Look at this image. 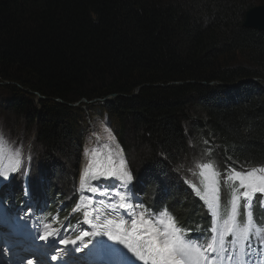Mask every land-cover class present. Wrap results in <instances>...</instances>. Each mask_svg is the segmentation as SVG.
<instances>
[{"label": "trees", "instance_id": "16d2710c", "mask_svg": "<svg viewBox=\"0 0 264 264\" xmlns=\"http://www.w3.org/2000/svg\"><path fill=\"white\" fill-rule=\"evenodd\" d=\"M260 4L0 0V98L33 133L31 157L37 147L44 159L38 170L29 158L23 164V177L37 171L30 196L41 226L66 222L91 124L104 122L148 217L167 210L201 243L214 234L215 213L223 229L238 185L219 178L214 213L212 171L264 165V30L244 25ZM8 189L0 201L19 217L23 190ZM252 211L264 228V207Z\"/></svg>", "mask_w": 264, "mask_h": 264}, {"label": "snow or ice", "instance_id": "6c2138e0", "mask_svg": "<svg viewBox=\"0 0 264 264\" xmlns=\"http://www.w3.org/2000/svg\"><path fill=\"white\" fill-rule=\"evenodd\" d=\"M21 167V160L16 159L8 171L0 169V188L5 186V182L15 178ZM201 167L213 168L211 164H203ZM221 176L225 182L231 181L238 186L233 187L229 218L224 221L221 231H218L215 222L213 223L211 232L215 235L206 247L187 240L185 230L178 226L167 210L159 211L155 214V219L148 217L146 212H137L136 209L142 208L143 205L128 203L133 182L131 171L123 160L120 161L119 167H116L111 157L106 162L95 160L90 163L80 179L81 188H85L89 180L101 179L115 181L113 187L117 188L113 196L107 188L91 186L93 194L105 197L98 202L89 197L87 204L83 205V222L90 225L91 230H82L75 239L62 235L59 229L52 228L48 223L43 224L41 230L33 231L26 223L30 208L23 216L12 217L11 214L5 213L3 204L0 203V238L4 237L5 230L11 229L9 238L4 242L11 247L17 243L18 237L27 254L43 255V259H38L37 264H48L49 261L68 264L64 257L72 252H79L80 247L61 249L57 245H74L78 240L83 241L84 237L91 238L83 247L88 248L91 245L88 255L92 257V264H135L137 261H143V264H213L217 258L225 259V236L231 234V243L239 246L235 256L236 264H248L247 258L254 251V239H259L261 249H264V238H261L264 228L253 222L252 211L254 203L264 207V167L241 170L230 168L224 173L212 171L208 179L213 195L207 199V206L214 213L219 207L217 193ZM121 184L128 189L127 192L119 190ZM29 194V190L25 189L24 195ZM241 200L245 216L243 224L238 221ZM97 203L102 207H96ZM80 207L81 204L77 203L74 211ZM18 220L24 223H17ZM227 259L231 261L233 257L229 255ZM19 264H33V261H25L24 256H20ZM253 264L257 262L254 261ZM259 264H264V254Z\"/></svg>", "mask_w": 264, "mask_h": 264}, {"label": "rangeland", "instance_id": "374dc122", "mask_svg": "<svg viewBox=\"0 0 264 264\" xmlns=\"http://www.w3.org/2000/svg\"><path fill=\"white\" fill-rule=\"evenodd\" d=\"M3 103L4 101L3 99H1L0 101V134H2V137L0 138L2 139H0V162L3 163V166L1 169H3L4 171H8L10 166H12L15 163L16 159H20L21 163L23 159V164H24L25 158L27 159L29 158V160L30 159L32 160V166L35 167L34 170H38L40 165L44 163V159H43L41 151L35 145L33 146V148L36 147L35 148L36 155L34 158L31 157L32 152L30 151L29 146H31L32 145L31 143L34 141L33 133L28 132L27 130L28 127L22 124L21 118L18 119L16 115L9 114V111L6 108L4 109ZM101 126L102 128L97 123L92 122L90 130H89L90 133L88 132L89 135H88L86 143L88 144L87 148L92 147L96 144L98 137H100L103 141H105L104 147L98 148V146H94L87 152L94 153V158H99V154H101L104 158H106V156H108L109 158L111 157L115 161V163L118 164L120 163L121 160H123V157L121 156L122 154L119 151V147L116 144V142L113 140L110 134L104 133L106 132V130L104 131L105 129L104 122H103V125L101 124ZM100 132L103 134H101ZM87 161H88V156H87L86 151L84 150V152L81 155V159L79 161L80 165L81 163H83L84 165L82 173L85 171V169H87L85 166V164L88 163ZM23 164H22L20 173L16 174L15 178H13L14 179L13 182L17 183L20 186V188L24 190L25 189L29 190L32 184L35 182V176L37 174V171L36 173H31L23 177V171H24ZM67 167L65 165L64 168H67ZM79 170H78V173H79ZM80 173H81V170H80ZM21 178H25V179H21ZM238 221L241 224H243V222L239 220V217H238ZM223 224H222V227H223ZM87 230H91L90 225L87 226ZM237 250L238 248L233 244V252L237 253Z\"/></svg>", "mask_w": 264, "mask_h": 264}, {"label": "bare ground", "instance_id": "6f19581e", "mask_svg": "<svg viewBox=\"0 0 264 264\" xmlns=\"http://www.w3.org/2000/svg\"><path fill=\"white\" fill-rule=\"evenodd\" d=\"M79 103L80 102H77V103H74L73 105H76V106H78L79 105ZM109 159V158H108ZM107 159V160H108ZM106 160V161H107ZM105 161V162H106ZM28 162H30V160L28 161ZM115 162V161H114ZM119 165L120 164H116L115 163V166L116 167H119ZM0 167H1V163H0ZM263 167H264V165H263ZM128 168V167H127ZM100 182L101 183H103V182H105V183H107V184H109L111 187L110 188H107L108 190H109V193L111 194V195H113L114 196V194H115V191L117 190V188H115V187H113V185L115 184V181H112V180H104V179H101L100 180ZM3 198L5 197V195H3L2 196ZM100 199H105V197H102V196H100V198L99 199H97V200H95V201H99ZM118 199V198H117ZM2 204H4V201H2ZM96 207H102V206H100L98 203L96 204ZM23 208H25V206H23ZM69 211H72V209H70ZM115 215V214H114ZM44 215H41V218H45V217H43ZM129 227H130V225H129ZM106 239V238H105ZM79 245V242H77L76 244H74V246L75 247H77ZM63 245H57V247H59V248H61ZM62 249V248H61ZM72 249H74V248H72ZM12 254H16V253H12ZM30 255V254H29ZM28 255V256H29ZM27 256V257H28ZM74 257L75 258H77L78 259V262H77V264H88L89 262H92V257H90L88 254L87 255H84V256H80L79 254H77V255H74ZM26 258V257H25ZM24 258V259H25ZM14 259H19V257H17V258H14ZM38 259H43V255L41 254V257H39ZM37 259V260H38ZM37 260L34 262L33 261V264H37L36 262H37ZM26 261V260H25ZM74 262V261H73ZM49 263L50 264H55L54 262H52V261H49ZM75 263V262H74ZM232 263V262H231ZM10 264H19V263H17V261H15V260H10Z\"/></svg>", "mask_w": 264, "mask_h": 264}, {"label": "water", "instance_id": "95a60500", "mask_svg": "<svg viewBox=\"0 0 264 264\" xmlns=\"http://www.w3.org/2000/svg\"><path fill=\"white\" fill-rule=\"evenodd\" d=\"M244 25L246 27L254 28L260 31L264 30V4L255 5L247 10ZM108 98H111V96ZM95 100L102 99H94V101Z\"/></svg>", "mask_w": 264, "mask_h": 264}]
</instances>
